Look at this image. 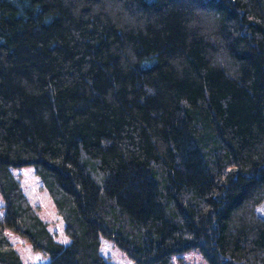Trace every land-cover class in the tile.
<instances>
[{"label":"trees","instance_id":"16d2710c","mask_svg":"<svg viewBox=\"0 0 264 264\" xmlns=\"http://www.w3.org/2000/svg\"><path fill=\"white\" fill-rule=\"evenodd\" d=\"M0 191V264H264V0H0Z\"/></svg>","mask_w":264,"mask_h":264},{"label":"rangeland","instance_id":"374dc122","mask_svg":"<svg viewBox=\"0 0 264 264\" xmlns=\"http://www.w3.org/2000/svg\"><path fill=\"white\" fill-rule=\"evenodd\" d=\"M12 172L20 181L24 193L31 204L38 210L43 221L47 223L56 240L65 245L70 244L71 240L66 235L64 221L58 215L51 197L43 187L39 177L35 174L34 168L32 166L12 168ZM5 215L4 198L0 191V220L4 219ZM7 235L19 252L24 264L49 263L50 256L43 251L36 250L25 237L9 229H7ZM100 253L111 264H138L125 251L107 239L102 240ZM182 257L187 264H210L198 249L184 252Z\"/></svg>","mask_w":264,"mask_h":264}]
</instances>
